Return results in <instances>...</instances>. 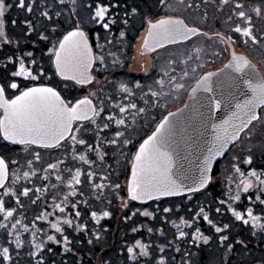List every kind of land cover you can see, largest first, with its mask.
I'll return each mask as SVG.
<instances>
[{
    "label": "snow or ice",
    "instance_id": "1",
    "mask_svg": "<svg viewBox=\"0 0 264 264\" xmlns=\"http://www.w3.org/2000/svg\"><path fill=\"white\" fill-rule=\"evenodd\" d=\"M157 3L163 9L167 0ZM14 10L22 14L10 18ZM137 20L145 31L156 23L135 0H0V138L24 146L35 161L42 158L36 148L67 144L71 151L70 158L43 170L45 185L50 170L66 169L70 180L68 194L51 202L39 195L46 189L21 183L29 171L10 172V163L18 162L0 155V264L22 259L27 264H203L206 249H211L210 264H264V254L255 255L258 248L264 253V165L259 172L256 167L245 172L235 163L239 182L228 184L223 198L197 203L195 210L183 201L160 203L175 197L192 202L196 194L215 188L230 145L244 146V163L253 165L251 148L264 145V134L251 144L255 127L264 126V96L251 88L223 100L213 96L210 102L195 96L169 111L152 91L159 78L151 79L147 68L143 82L98 79L94 71L104 75L120 66L111 46L117 34L126 40ZM141 40L147 47V36ZM25 80L30 84L22 85ZM121 157L130 165L123 173ZM58 163L63 168L58 170ZM55 180L56 187H65L62 174ZM84 183L94 193L89 199ZM250 190L254 198L247 196L248 206L238 210L242 194ZM30 192L32 204L40 201L44 207L27 218L19 214ZM114 202L125 210V222L137 216L170 221L171 238L163 228L140 224L131 226V233L146 230L151 242L113 245L102 221L118 210ZM130 202L142 207L133 210ZM173 213L179 222L170 220ZM236 222L246 226L247 235L235 230ZM157 234L161 242L153 239Z\"/></svg>",
    "mask_w": 264,
    "mask_h": 264
},
{
    "label": "rangeland",
    "instance_id": "2",
    "mask_svg": "<svg viewBox=\"0 0 264 264\" xmlns=\"http://www.w3.org/2000/svg\"><path fill=\"white\" fill-rule=\"evenodd\" d=\"M154 3H150L151 5H156L155 12L157 11H164L165 13H169L170 17H177V18H183L185 22H187L188 25L192 26L194 24L195 18L192 16V10H190L189 3L190 0H167L166 7L162 9L160 4L157 3V0H153ZM156 1V2H155ZM144 11L146 12L145 7H142ZM151 14V12H148V16ZM11 28V25H10ZM147 31V30H146ZM145 29L142 31L141 37L144 38L146 35ZM141 37H139V41L135 45L134 49V60L132 61L130 65L129 72L134 73L135 75L145 74V69L147 68L148 73L151 71V66L154 63H157L158 73H162L164 71V75L162 77H159V75H156L159 79L158 82H155L152 87V91L154 92L155 96L159 98L160 102L167 107L169 111H175V109L181 108L186 101V97L188 95V92L192 88V86L195 84V82L200 78V76L206 71L209 70H215L218 67L222 66V63H216L214 61L215 53L213 48L211 47L210 43L207 41H203L201 39H194L192 41L186 42L183 45H177L172 46L169 48H164L160 52L150 55V56H142V44L143 41L141 40ZM91 38V37H90ZM121 41L119 40L118 34L117 39L113 44V48L117 51L116 54L118 55L119 51L118 48L121 46ZM120 52L124 53L125 50L121 49ZM154 56H156L154 58ZM111 58V57H110ZM111 59H109L110 61ZM94 75H98V79L103 80L105 76L109 80H116L118 82H131L129 80H126L127 78L123 75H120L121 78L117 77L114 73H105L104 75H99L94 71ZM155 80V79H153ZM137 81V80H136ZM134 82V81H133ZM23 84H30L29 81H21ZM91 87V86H86ZM106 92H110L109 89H105ZM83 94H87L84 92ZM118 95V94H117ZM139 95V93H138ZM152 115H155V113H152ZM255 128H258L259 130L254 129V135L252 137L251 144L256 145L258 141H260L261 133L264 132V126L257 125ZM245 145H249V142L245 140ZM251 146V145H249ZM244 146L241 144L237 145L236 148H234L231 151V154L225 158L219 167V176L215 178L216 180V187L211 188V190L207 191V193L200 194V196H194L192 202H188L186 200H183L182 198L179 199L176 203L174 201H168L164 204H161L162 207H167L170 204H179L181 201H183V205H187L188 207H192L195 210V205L198 203L200 205H204L206 201L211 202L214 197L220 196L223 198V196L226 194V188L228 184H232L234 181L236 183L239 182V176L237 173H235L234 170V164L239 163L241 170L248 172L251 170L252 167H258L263 164L264 157H261L263 150V145L260 147H252L251 152L254 153V161L253 165H246L244 163V160L246 159L247 149L242 150ZM3 148H0V154L3 152ZM9 158L11 157L10 161H16L18 164L13 166L12 171L15 172L18 175H21L23 171H29V178L24 181L22 178V184L24 186H28L30 188H44L46 191H41L39 195L41 197H44L47 201L51 202L53 196H62L67 195L68 190L66 188V185L70 183V180L67 176L66 169L63 171V173H58L54 171H49L47 174L49 175L50 179L49 182L45 185L42 181V176L45 174L44 169H47L48 163H56L58 159H64V158H70L71 151L69 145L65 144L64 147L56 152V154H43L41 152V160L35 161L28 153L23 152L21 154L15 153L12 151L11 155H7ZM259 156L257 159L255 157ZM239 157V160L237 159ZM121 164L119 165V171L121 173L125 172L126 169H130V165H125L123 163V158H120ZM29 161H32L29 163ZM109 163H113V161H109ZM63 166L61 164H57V169H61ZM107 169H105L106 171ZM259 172L260 169H257ZM62 174L64 177L63 183L65 187H56L57 181L55 180V175ZM74 174V173H73ZM247 179V178H246ZM124 182V177L121 176V183ZM21 184L18 183V187H20ZM84 198L89 199L94 193L90 190V187L87 183H84L82 185ZM122 194V193H121ZM252 195L254 198L253 191H249V193L242 194V206L238 207V210H243V207H247V200L246 197ZM89 197V198H88ZM198 197V199H197ZM35 199V196L33 193L30 192L29 197L22 199L23 204V212L19 215H26L27 218H31L34 214L39 213L43 207L44 204L40 201L37 202L36 205L32 204V200ZM59 202V201H57ZM152 202L149 203V205ZM183 205L181 206V215H187ZM102 205L97 204L96 208L101 207ZM142 205H135V207H132L133 210L135 208H140ZM116 208H118V205H116ZM120 208V207H119ZM105 210H108L107 208ZM151 210V208H150ZM121 215L125 213V210L120 208ZM161 215L158 213V216ZM119 219V218H118ZM176 219L177 222H179L177 216L175 213L170 214V220ZM138 221L135 225L138 226L140 224H143L145 226V229L147 227H158L161 228L160 225H162V228H167L173 231V228L170 227L171 223L170 221L163 224L161 219H156L155 221L151 220V218H145L141 216H137L135 218L130 219L126 223ZM103 222V221H102ZM125 223V221L123 220ZM225 222H228L226 219ZM103 224V223H102ZM237 227L236 231L243 230L245 235H247V228L246 226H241L239 222H236ZM202 229L206 228L207 225L203 222L201 223ZM156 228V229H158ZM155 229V228H154ZM167 230V231H168ZM169 233V231H168ZM124 234V233H123ZM206 235L209 234L208 232L205 233ZM121 242L124 240H128V236L123 235L120 238ZM137 239L144 240V242L149 243L151 242L148 239V233L146 230H142L137 234ZM153 239L157 240V242H161V238H159L158 234L157 236L153 237ZM148 242H147V241ZM260 248H264V243L260 245ZM211 254V249H206L205 253L201 257L203 259V264H210L209 256ZM264 253L260 251L258 248L255 251L256 256H260ZM23 255V253H21ZM207 262V263H205ZM21 264H27L26 260H21Z\"/></svg>",
    "mask_w": 264,
    "mask_h": 264
},
{
    "label": "flooded vegetation",
    "instance_id": "3",
    "mask_svg": "<svg viewBox=\"0 0 264 264\" xmlns=\"http://www.w3.org/2000/svg\"><path fill=\"white\" fill-rule=\"evenodd\" d=\"M189 7L196 21L191 27H196L201 31V34L195 36L194 39H201L210 43L215 53L214 61L223 64L217 69L224 67L232 55H242L246 57V62L248 61L254 64L260 76V80L264 83V0H190ZM160 18H153V20L157 21ZM141 54L145 57L147 55H153L152 53L150 55L146 54L144 50L141 51ZM156 66L157 63L153 62L151 70L155 69L158 71ZM217 69L206 71V73L217 71ZM206 73L202 74L200 78ZM247 74L249 88L255 89L256 92H258L261 84L254 80L251 75H249L248 71ZM255 130L259 129L255 128ZM262 134H264V132L261 133V138ZM237 145L239 144L231 148L225 158L231 154V151L236 148ZM0 148L4 150L0 155H3L4 158L9 161L11 157L9 158L7 155H11L12 151L18 154L25 152L24 146L12 145L2 138H0ZM61 149L44 150L36 148L35 150L43 154H56V152ZM258 157L259 156L255 158L257 159ZM261 157H264V152ZM223 160H221V162ZM262 161H264V159ZM260 165L262 166L264 163ZM13 166L14 165L10 163V172H13ZM256 168L261 170L260 166ZM219 175V171H217L215 178Z\"/></svg>",
    "mask_w": 264,
    "mask_h": 264
},
{
    "label": "water",
    "instance_id": "4",
    "mask_svg": "<svg viewBox=\"0 0 264 264\" xmlns=\"http://www.w3.org/2000/svg\"><path fill=\"white\" fill-rule=\"evenodd\" d=\"M199 34H201V31L196 27L189 26L183 18L172 16L160 18L156 21L154 27L150 25L147 28L145 36H147L148 45L145 48L142 47V50L150 55L162 48L186 43ZM247 71L254 80L261 84L257 93L264 96V83L260 80L254 64L246 62V57L234 54L224 67L206 73L195 83L188 92L187 100L181 108L187 105L190 99L195 96L210 102V98L213 96H218L223 100L228 94L238 95L242 93L246 88H249ZM178 109H175V111ZM217 116L220 117L221 114L217 113ZM234 145H230V150Z\"/></svg>",
    "mask_w": 264,
    "mask_h": 264
},
{
    "label": "trees",
    "instance_id": "5",
    "mask_svg": "<svg viewBox=\"0 0 264 264\" xmlns=\"http://www.w3.org/2000/svg\"><path fill=\"white\" fill-rule=\"evenodd\" d=\"M114 2H115V0H114ZM149 2L154 3L153 0H135V3L139 4L141 7H145V9H146L145 13H147V15H148V12H151V14L148 17H152V18L170 17V14L165 13L164 11L155 12L156 5H151V4H149ZM127 3L132 4L133 0H127ZM21 14H22L21 12L14 10L13 12H11L9 14V16H10V18H16V17L20 16ZM118 28H119V25H117V28L114 29V31H116ZM145 28H146V25H142L140 20H137L136 27L131 30L129 37L126 40L122 41L121 42L122 45L118 48L119 53H118L117 57L120 61V66L117 68H114L110 73L116 74V76L119 78H121L120 75H123L127 78L126 80H129L131 82L136 81V80H140L141 82H143L145 79H147V76L145 74L135 75L134 73L129 72V69H130L129 67H130L132 61L134 60L133 56H134L135 45L139 41V37H141V35H142L141 33ZM9 29L12 30L10 28V23H9ZM112 46H111L112 50L116 51ZM94 47H95V45H94ZM121 49H124L125 52L124 53L120 52ZM109 59H111V58L109 57ZM149 74H151V79H155V80L157 78L156 75H159V77H162V75H164L163 72L158 73L155 69L151 70V72H149ZM156 82H158V80ZM203 193L204 192L198 193L196 195L200 196V194H203ZM121 195H125V193H122ZM179 199H181V197L168 198L167 200L161 201L160 203L164 204L165 202H168V201H174L176 203L177 201H179ZM153 203L154 202H152L151 204H153ZM116 205H118V204L114 202L112 207L116 208ZM135 205H141V204L139 202H130V207H135ZM117 209L118 210L114 213V215L111 219H105L102 223L105 225V227L108 228L109 232L111 233L110 242L113 245L119 246L121 243L120 238L123 235L128 236V240H124L123 242H127L130 244L135 239H137V234L139 232L136 234L131 233V231H130L131 226H136V225H134L132 222H129V223L125 222L124 223L122 220V217L124 216L125 213L123 215H121L119 205H118ZM136 223H138V221H136ZM163 224H165V222H163ZM160 226L162 228V225H160ZM170 227H172V226L170 225ZM153 228L156 229L158 227L154 226ZM163 229L165 230L166 233H168V231H169V233H168L169 238H171V232L172 231L170 229L168 230L167 228H163ZM113 255H115V252L113 253ZM205 263H207V262H205Z\"/></svg>",
    "mask_w": 264,
    "mask_h": 264
}]
</instances>
